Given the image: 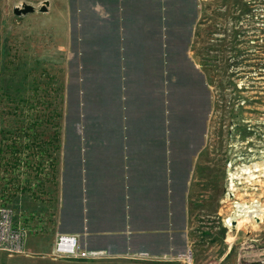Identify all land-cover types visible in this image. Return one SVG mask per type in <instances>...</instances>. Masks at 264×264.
<instances>
[{
  "label": "crops",
  "instance_id": "obj_1",
  "mask_svg": "<svg viewBox=\"0 0 264 264\" xmlns=\"http://www.w3.org/2000/svg\"><path fill=\"white\" fill-rule=\"evenodd\" d=\"M44 1L46 8L59 6L55 35L69 41L67 56L54 66L62 75L56 100L28 117L34 142L47 152L42 160L14 156L11 141L24 117L13 137H0V193L22 202L16 219L31 230L27 249L51 248L61 232L102 252L107 264H258L264 246L236 248L245 239L228 241L226 233L223 252L186 256L191 217L203 199L198 154L209 112L205 80L189 55L197 0H41L40 6ZM25 3L34 7L26 14L35 13Z\"/></svg>",
  "mask_w": 264,
  "mask_h": 264
},
{
  "label": "rangeland",
  "instance_id": "obj_2",
  "mask_svg": "<svg viewBox=\"0 0 264 264\" xmlns=\"http://www.w3.org/2000/svg\"><path fill=\"white\" fill-rule=\"evenodd\" d=\"M25 2L34 4L35 13L15 14ZM40 2L0 0V137H13L22 117L29 127L28 117L58 96L62 75L54 66L67 56L69 41L55 35L59 6L50 5L44 14ZM197 12L189 55L205 80L209 112L198 154L203 199L191 217L193 246L187 253L209 257L227 244L222 226L228 241L233 235L245 239L236 248L264 246V0H197ZM4 153L9 157L10 149ZM6 199L18 216L22 202ZM249 234L258 246L251 245ZM52 239L47 250L2 254L0 264H24V255L61 264H107L100 258H52L55 235Z\"/></svg>",
  "mask_w": 264,
  "mask_h": 264
},
{
  "label": "built area",
  "instance_id": "obj_3",
  "mask_svg": "<svg viewBox=\"0 0 264 264\" xmlns=\"http://www.w3.org/2000/svg\"><path fill=\"white\" fill-rule=\"evenodd\" d=\"M7 197V196H6ZM6 197H0V253L9 255L27 254L26 238L30 228L16 219L12 207L7 203ZM102 252L84 248L80 239L73 233L55 234L52 258H99ZM189 259L191 253H187ZM258 264H264V258L260 257Z\"/></svg>",
  "mask_w": 264,
  "mask_h": 264
},
{
  "label": "trees",
  "instance_id": "obj_4",
  "mask_svg": "<svg viewBox=\"0 0 264 264\" xmlns=\"http://www.w3.org/2000/svg\"><path fill=\"white\" fill-rule=\"evenodd\" d=\"M17 131H19L18 139H15L17 142L14 139L11 141L14 146V156L21 160H42L47 150L34 142V134L30 132L29 127H21Z\"/></svg>",
  "mask_w": 264,
  "mask_h": 264
},
{
  "label": "water",
  "instance_id": "obj_5",
  "mask_svg": "<svg viewBox=\"0 0 264 264\" xmlns=\"http://www.w3.org/2000/svg\"><path fill=\"white\" fill-rule=\"evenodd\" d=\"M48 4L47 1H44L40 7V11H46V5ZM34 10V7L29 5V4H26V3H22L20 6L18 7H15L13 12L15 14H26L28 12H32ZM226 231V228L224 226H222L219 230V232L221 234L224 235V232Z\"/></svg>",
  "mask_w": 264,
  "mask_h": 264
},
{
  "label": "bare ground",
  "instance_id": "obj_6",
  "mask_svg": "<svg viewBox=\"0 0 264 264\" xmlns=\"http://www.w3.org/2000/svg\"><path fill=\"white\" fill-rule=\"evenodd\" d=\"M247 171V170H246ZM249 171V170H248ZM252 208V207H251ZM259 210V209H258ZM264 210V209H263ZM250 212V211H249ZM251 212H253V210H251ZM255 212V211H254ZM260 213V212H259ZM255 214H257V213H255ZM235 216V215H234ZM232 220V219H231ZM227 222V221H226ZM226 225V224H225Z\"/></svg>",
  "mask_w": 264,
  "mask_h": 264
}]
</instances>
